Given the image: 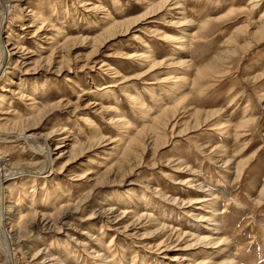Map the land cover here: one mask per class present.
Instances as JSON below:
<instances>
[{
    "label": "rangeland",
    "instance_id": "374dc122",
    "mask_svg": "<svg viewBox=\"0 0 264 264\" xmlns=\"http://www.w3.org/2000/svg\"><path fill=\"white\" fill-rule=\"evenodd\" d=\"M151 1L0 0V217L11 251L7 260L0 235V264H107L106 256L115 264H264V0H186L185 9L148 17ZM92 2L117 23L146 17L128 33L94 41L106 32V13L90 11ZM183 16L193 25L180 27ZM53 29L64 45L55 53ZM183 32L193 43L180 57L193 66L179 93L187 99L177 103L174 85L162 80L178 44L163 36ZM138 54L149 66L121 57ZM125 77L134 78L128 86ZM123 89L139 92L152 115L163 104H178V112L144 125L151 121L142 123ZM120 117L137 140L117 169L108 141L121 140ZM47 154L52 164L42 172ZM203 196L218 203H200ZM206 208L221 213L210 216L211 230L201 218ZM30 211L36 220L13 228Z\"/></svg>",
    "mask_w": 264,
    "mask_h": 264
},
{
    "label": "bare ground",
    "instance_id": "6f19581e",
    "mask_svg": "<svg viewBox=\"0 0 264 264\" xmlns=\"http://www.w3.org/2000/svg\"><path fill=\"white\" fill-rule=\"evenodd\" d=\"M256 1H259V0H255V2ZM99 3V2H98ZM85 2H84V4H83V6H85ZM2 5V4H1ZM91 5H92V8L90 9V11H92V10H94V11H100V12H105L104 14H105V18L106 19H104L103 18V20H105V21H103V22H105V25H104V27H105V29L106 30H104V31H106L103 35H99V36H97L96 38H94V41H97V40H99V41H107L108 39H113L114 37H116V35H118L119 36V34H122L123 35V33H128L129 31H130V29L132 28V27H135V25L136 24H138V23H141V20H144V18L146 17H144V18H136L135 17V19H129V20H126V21H121L120 23H117L116 21H114V19L112 18V14H110L109 13V11L106 9V7L105 6H103L102 4H95V3H91ZM90 5V6H91ZM185 5H186V0H163V1H160V2H157V0H153V1H151L150 2V5L148 6V17L149 16H153V15H155V14H158L157 12H160L161 10H164L165 8L167 9V7H169V9L167 10V11H170L171 9L174 11V12H177V10H179V9H185ZM5 6V5H4ZM258 5L257 4H252V6H251V8L250 9H252L253 11H254V9H256V7H257ZM7 7V6H6ZM86 8H88V7H86ZM5 10V9H4ZM179 12V11H178ZM4 14H6V13H4ZM170 14H172V13H170ZM176 14H184L183 12H179V13H176ZM4 16V15H3ZM183 17H185V16H183ZM6 18V17H5ZM0 20H2V19H0ZM47 23V22H46ZM191 25H193V22H192V20H190L188 17H185V21L184 22H182V23H180V27H182V26H186V27H189V26H191ZM204 25V24H203ZM202 25V26H203ZM178 26V27H179ZM1 27H2V25H1ZM51 28H52V26H51ZM54 28V27H53ZM43 30V28L42 27H38V29L36 30V32L34 33V35L33 36H35V35H39L40 34V32ZM119 30V31H118ZM54 31V32H53ZM53 31L52 32H48L49 34H52V37H49V38H52L53 39V41H51V42H53V43H49L50 45H58L57 47L58 48H56L55 46H53L54 48L52 49V53H55V52H57L56 50L58 49V51H61V50H63L64 49V45L63 44H58V42L59 41H57L56 39H57V37H58V34H59V32L58 31H56V30H54L53 29ZM56 31V32H55ZM1 35H2V33H1ZM184 35V36H183ZM185 35H187L186 34V32H183V33H181L180 34V36H182V37H173V36H171V37H169V36H167L166 34L163 36V39L164 40H167V42H169V43H174V44H178V46H176V48L174 49V52L175 53H173V55L172 56H174V59H177V60H174V59H172L171 60V63L169 64L170 65V67H172V68H174V70H172V71H169V72H167V77L166 78H164L163 80H162V83H164V84H171V85H174L173 87L174 88H171V89H173V93L175 92V94L173 95V97L171 98V99H174V101L176 102L177 101V103H181V102H184L186 99H187V95H185V94H183V95H181V94H179L180 93V90H181V88H185L186 89V87H188V79H187V71L188 72H191L192 70H190L191 68H192V61H188L186 58H181L180 56L181 55H183L182 53H184L183 51H185V50H187L188 48H189V46H191V44L193 43H191V44H189L188 46H187V43H186V41H184V40H188L189 41V39H191L190 37V35H188V37H186ZM196 35V33L192 36V38H194V37H196L195 36ZM1 38V37H0ZM162 39V40H163ZM46 40V39H45ZM192 41H193V39H191ZM66 41V40H65ZM93 41V40H92ZM99 41H98V43H99ZM3 41H1V43H2ZM190 42V41H189ZM0 43V44H1ZM46 43H47V40H46ZM4 44V43H3ZM5 45V44H4ZM236 45V44H235ZM2 46V45H1ZM15 47V46H14ZM145 47H147V44L145 45ZM13 48V47H12ZM7 49V48H6ZM9 49V48H8ZM22 49V48H21ZM18 50V49H17ZM16 49H14V51H17ZM55 50V51H54ZM11 50H9V52H10ZM19 51V50H18ZM17 51V52H18ZM7 52V51H6ZM5 52V53H6ZM17 52H14L13 53V55L14 54H18ZM20 52V51H19ZM4 53V54H5ZM8 53V52H7ZM3 54V55H4ZM10 54V53H9ZM124 55H126V54H124ZM9 56V55H8ZM16 56V55H15ZM10 57V56H9ZM62 58H64V56H61ZM122 58H126V59H128L129 61H133V63H137L136 65H138L139 67H145L146 65H147V63H150L149 62V57H144V56H142L141 54H138L136 57H132V56H121ZM13 58V57H12ZM180 58V59H179ZM48 59V58H47ZM10 60V59H9ZM2 61V60H1ZM5 61V60H4ZM13 61V60H12ZM49 61V60H48ZM173 61V62H172ZM5 62H7V61H5ZM4 62V63H5ZM16 62V64H20V63H23V61H15ZM14 62V63H15ZM153 62H155L154 63V65L151 67V68H149L148 69V71H151V69L152 68H154L155 67V65H156V63H157V61H153ZM152 63V62H151ZM24 64V63H23ZM64 63H62V65H63ZM2 65H3V63H2ZM65 65V64H64ZM68 67H67V69H65L64 70V72H70L71 71V66H70V64L69 65H67ZM147 66H149V65H147ZM2 68H3V66H1ZM0 67V69H1V71H2V68ZM84 67V66H83ZM103 68H105L106 70H108V71H111V72H113V73H116V74H114V76H113V78H116L118 75H119V72L118 71H116L115 69H112V67H111V65L110 64H108L107 63V65H104L103 66ZM171 68V69H172ZM176 69H178V70H176ZM181 69H183V70H185V73H183V74H181V75H178V76H174V75H176L175 73H178ZM4 71V70H3ZM63 70H61L60 72H62ZM58 73H59V71H58ZM71 73V72H70ZM208 73V72H207ZM205 74V72L203 73V75ZM146 74H138L137 75V77H134L135 79L137 78H141V77H144ZM202 75V74H201ZM174 76V77H173ZM203 77V76H202ZM134 78H130V79H128L127 77H125V78H123V83H126V84H124V85H126V86H128L127 84H129V83H127L128 81H131L132 79H134ZM67 81H73V79H72V77L70 76V75H68V76H66V78H65ZM125 80V81H124ZM116 82H117V80H114L113 81V86H111V87H114V84H116ZM121 82V83H122ZM191 83H192V87L193 86H196V85H198V81H190ZM11 83L12 84H14V81L12 80L11 81ZM177 86L179 87L178 88V90H176L177 89ZM116 87V86H115ZM129 88V87H128ZM133 88V87H132ZM124 90V92H125V94L128 96V99H129V101H131L130 102V104H131V106H134V105H136V108H135V110H137L139 113H140V116L142 117V123H148V121H151L150 123H148V124H144V125H149V127H156L157 125H159V123H162V121H163V118H166V113L167 112H173V115H174V117L176 116V114H177V112H178V109H177V105L178 104H176V106H170V105H164L163 104V106H162V111L161 112H156V113H154L153 115H152V113H151V110H152V108L149 106V104H148V102L147 101H145L143 98H142V96H141V94L139 93V92H137L135 95H133V94H130L129 93V89H123ZM104 92H106V93H111L112 92V89H109L108 88V90H103ZM177 91V92H176ZM184 91H181V93H183ZM22 95V94H21ZM23 97H25L24 95H22L21 96V98H23ZM179 97H181L180 99H179ZM95 105V104H94ZM97 105V104H96ZM187 106H185V107H182L183 109H185ZM31 108L32 109H35L36 108V105L35 104H32V106H31ZM134 108V107H133ZM119 111H117V113H118ZM15 116V115H14ZM209 116H211V115H207V117H209ZM207 117L204 119V120H198L197 122H195L194 123V125L193 126H195V127H199L201 124H202V122H206V119H207ZM210 118V117H209ZM84 121H86V123H90V118H88V117H86L85 119H84ZM110 122H114V119H111L110 120ZM116 122L119 124V127H120V129L121 130H123L124 131V133L122 134V137H121V140H112V139H110L108 142L109 143H113L114 142V144H116V145H114V147L113 148H111L113 151H114V154H116L117 155V160H116V163H115V165H114V168H117V169H119L120 168V165H122L127 159H128V157L130 156V154L133 152V149H132V146H134L133 145V143L135 142L136 143V141L135 140H137V139H135L137 136L136 135H134V137H132L131 136V126H130V122L128 121V119L127 118H122V117H120V118H118L117 120H116ZM20 123V122H19ZM164 123V122H163ZM164 125V124H163ZM192 126V127H193ZM147 128V127H146ZM194 128V127H193ZM153 130V129H152ZM158 130V129H157ZM186 130H187V128H186ZM139 131V130H138ZM141 131V130H140ZM141 133H142V131H141ZM21 136V135H20ZM18 137V136H17ZM22 137H24L26 140H27V138L28 137H26V135H24V136H22ZM6 138V137H5ZM140 138V137H139ZM159 138V137H158ZM19 139V138H18ZM65 139H67V137H65V138H63L62 139V141H65ZM24 140V139H23ZM104 140H106L105 138H100V139H96L95 141H92L93 142V144H94V146L96 145V144H99L100 142H102V141H104ZM27 141H29V140H27ZM66 142V141H65ZM158 142V141H157ZM41 144H38V143H36V144H29V146H33V147H38V146H40ZM90 146H93V145H90ZM45 148H46V146H45ZM50 148V147H49ZM48 148V149H49ZM75 148V147H74ZM91 147H89V149H90ZM134 148V147H133ZM37 149V148H36ZM43 150V149H42ZM46 150V149H45ZM86 150V148L84 149V148H82L80 151H79V153L78 154H83V152ZM44 151V150H43ZM47 152H48V150H47ZM51 152V151H50ZM46 153V152H45ZM50 156V154H47V156ZM46 156V155H45ZM46 157V159H47V161L45 162V163H43L41 166H40V168H39V170H42V172L43 171H45L46 169H47V167H49L51 164H50V162H48V160H49V158L51 157ZM76 156V154L74 153V156L73 157H75ZM229 160V159H228ZM51 161V160H50ZM128 161V160H127ZM230 161V160H229ZM227 163V162H226ZM125 164V163H124ZM69 166V165H68ZM239 167H240V165H239ZM22 168V167H21ZM113 168V167H112ZM241 168V167H240ZM18 169V168H17ZM238 169V171H239V175L240 174H242V172L243 171H241L239 168H237ZM70 170V169H69ZM19 171V170H18ZM21 171H25V167H23L22 169H20V172ZM48 171V170H47ZM39 172V171H38ZM50 172V171H49ZM66 172V171H65ZM18 174V173H17ZM23 174V173H22ZM86 174H88L87 172L86 173H84V174H81L80 176H78V178H80V179H83V178H85V176L84 175H86ZM124 174V173H123ZM126 174V173H125ZM9 175V174H8ZM20 175V174H19ZM12 177V176H11ZM4 181V180H3ZM3 185V184H2ZM202 187V189L204 190L205 189V187H203V186H201ZM3 188V187H2ZM1 192H2V190H1ZM202 193H204V192H202ZM64 194V193H63ZM1 195V194H0ZM207 195V194H206ZM209 195H207V197H208ZM212 195H210L209 197H211ZM217 196V195H216ZM65 197V196H64ZM204 197V196H203ZM1 198H2V196H1ZM213 198V197H212ZM212 198H210V200H211V202H210V200L209 199H207L206 197H204L203 199H200L199 200V202L200 203H205V204H210V205H212V206H214L215 204H217L218 203V201H216L218 198H215L214 200H212ZM120 201V200H119ZM121 202V201H120ZM193 202V201H192ZM194 203V202H193ZM1 204V203H0ZM5 209V208H4ZM3 209V210H4ZM201 210H204L203 208H200ZM6 210V209H5ZM126 212H128V210H126ZM205 214L201 217V218H203L202 220H207V226H206V229L207 230H211V229H209L210 227H208V226H214V225H216V223H217V220L216 219H212V217H210V216H215V215H221V213L218 211V212H216L215 214L213 213V211H211V210H209V209H207L206 208V210H205V212H204ZM223 213V212H222ZM2 214H3V212H2ZM1 215V214H0ZM125 215V214H124ZM37 217V212H34V211H30L28 214H26V215H24V216H20V223H18L17 225H15V226H13V228H16L17 229V227H23V225L25 226V227H27L28 228V226H26V225H29L30 223H33L34 222V220H36L35 218ZM5 222V221H4ZM2 216L0 217V235H1V245H3V250H4V252H5V254H6V257L8 258L7 260H9L10 259V253H11V251H10V246H9V244H10V242H9V239H8V242H9V244H8V242H7V240H6V238H8V237H6L3 233H4V228H3V226H2ZM12 223L13 222H11V226H12ZM5 224V223H4ZM162 224V223H161ZM30 226V225H29ZM24 228V227H23ZM27 228H26V230H27ZM30 228V227H29ZM10 229V228H9ZM25 229V228H24ZM24 229L22 230V231H24ZM159 229V228H158ZM162 230L163 229H165V227H162L161 228ZM9 232V231H8ZM21 232V231H20ZM11 235V234H10ZM13 236V235H12ZM13 238V237H12ZM209 239L210 238H200V240L198 239L197 241H195V242H197V244H199L200 245V243H206V244H209L208 243V241H209ZM164 245V243L161 241L160 243H159V245H161V246H163ZM215 244H218V245H215ZM214 245V248L215 247H219V246H222L220 243H215ZM13 245V244H12ZM86 244H84V246H85ZM111 245V244H110ZM109 245V246H110ZM193 245V244H192ZM191 246V245H190ZM111 247V246H110ZM202 251H200L199 252V254L201 253ZM210 255H213V253L212 254H210ZM100 256V255H99ZM11 257H12V255H11ZM52 257V256H51ZM107 256L105 257V259H106V263L107 264H115L114 262H112V261H108L107 260ZM58 262H60V261H58ZM5 264H11V263H9V261H7ZM60 264H65L64 262H60ZM207 264V263H206ZM227 264H236L235 263V260H231L230 262H227Z\"/></svg>",
    "mask_w": 264,
    "mask_h": 264
}]
</instances>
